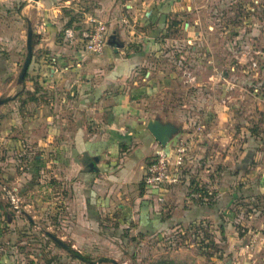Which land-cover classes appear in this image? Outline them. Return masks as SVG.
<instances>
[{
	"label": "rangeland",
	"instance_id": "1",
	"mask_svg": "<svg viewBox=\"0 0 264 264\" xmlns=\"http://www.w3.org/2000/svg\"><path fill=\"white\" fill-rule=\"evenodd\" d=\"M40 1H1L3 33L6 30L9 40L17 38L20 49L2 51L6 62L0 82V264H216L207 256L222 258L219 252L224 245L221 239H213L207 225L164 223L172 215L184 216L185 205L178 212L167 205L171 204L170 191L176 186L187 188L185 181L162 196L155 193L156 203L165 210L160 220L164 224L157 229L152 226L149 234L136 221L124 219L128 217L116 207L88 210L90 214L82 207L84 217L71 219L65 205L71 188L64 189L58 178L53 162L56 152L42 144L43 125L48 115L58 111L61 90L40 79V71H28V77L19 80L29 26L35 68L37 61L48 64L50 59L48 48L39 46L42 29L51 22ZM64 1L58 2L62 20L49 26V32L53 27L57 30L54 37L61 42L65 29L82 28L85 15L92 14L97 4L95 0ZM166 2L172 4L165 36L170 44H163L158 59L148 57L153 63L149 69L154 68L150 69L153 74L166 82L164 91L149 100L151 121L176 128V145L184 141L186 153L191 140L197 148H207L206 154L196 148L199 151L191 160L184 157L183 170L186 166L193 175L211 169L220 176L225 172L227 177H219L218 184L227 181L230 188L235 182L241 184L238 187L246 183L238 181L239 172L243 176L252 173L246 185L256 186L264 197V0ZM125 4L123 0L121 7ZM147 69L140 73L144 82ZM50 71L47 68L42 76ZM218 77L225 79L224 91L218 88ZM207 140L210 144L204 146ZM49 152L52 157L35 160ZM221 156L229 159L221 161ZM193 180L190 187L196 177ZM138 187H145L142 181ZM86 194L81 192L82 206ZM102 259L108 261L99 263Z\"/></svg>",
	"mask_w": 264,
	"mask_h": 264
},
{
	"label": "crops",
	"instance_id": "2",
	"mask_svg": "<svg viewBox=\"0 0 264 264\" xmlns=\"http://www.w3.org/2000/svg\"><path fill=\"white\" fill-rule=\"evenodd\" d=\"M59 1H40L51 22L42 29L43 38L39 46L48 48L50 53L46 57L50 56V59H47L48 64H40L41 60L37 63L45 74L47 68H51L48 75L39 78L61 90L58 111L55 115H48L47 124L43 125L45 138L42 144L56 152L53 162L58 178L64 189L71 188V199L65 203L69 206L67 211L71 213V219L84 217L82 207L85 213L116 207L124 217H128L124 219L136 221L139 228L148 234L164 223L202 222L209 228L213 239H221L224 245L223 251L219 252L222 258L217 259L210 254L207 256L210 260H216V264H264V197L256 186L246 185L253 177L252 173L243 176L239 172L238 181L246 183L238 187L241 184L236 185L235 182V186L230 188L227 181L218 184L219 177H227L225 172L220 176L218 171L211 169L193 175L185 166L181 183L185 181L188 187L173 188L170 191L171 204L167 205L176 212L185 205V214L180 217L172 215L164 223L160 220L165 210H162V204L156 203V191L138 187L155 152L164 149L173 153L179 137L176 132L162 148L147 129L153 118L148 108L149 100L164 91L166 83L163 77L153 74L154 68L149 69L153 63L148 57L158 59L163 53V44H170L165 36L172 4H168V0H125L122 8L123 0H95L94 12L86 14L82 23L90 16L99 20L105 24L107 36L103 54L93 55L80 52L78 46L67 44L65 38L63 42L55 39L57 30L54 27L49 32L52 22L58 23L63 18ZM69 1L73 0H65L64 3ZM140 12H143V19ZM6 33V30L3 33L0 22V82L2 66L6 62L2 51L16 52L20 49L17 38L9 40ZM72 65L75 68H71ZM144 67H148L144 76L146 82L140 74ZM223 81L217 78L218 88L222 91L225 87ZM54 117L58 120L53 121ZM203 144L209 145L210 141ZM188 145L185 159L191 160L193 153L199 150L206 154L207 148H197L194 140ZM49 149L45 152L51 151ZM52 155L49 152L35 160ZM228 159L221 156V161ZM195 177V184L190 187ZM196 186L204 194L213 193V199L202 197L200 200L199 194L193 191ZM183 190L185 198H182ZM84 191L87 194L82 206L80 196Z\"/></svg>",
	"mask_w": 264,
	"mask_h": 264
},
{
	"label": "built area",
	"instance_id": "3",
	"mask_svg": "<svg viewBox=\"0 0 264 264\" xmlns=\"http://www.w3.org/2000/svg\"><path fill=\"white\" fill-rule=\"evenodd\" d=\"M107 30L105 24L88 17L80 29L69 28L64 38L70 45L79 47L80 52L101 55L104 52ZM187 147L180 143L173 153L158 149L152 163L147 166L142 182L146 188L159 192V196L169 192L170 188L181 182L183 163ZM161 201V200H159Z\"/></svg>",
	"mask_w": 264,
	"mask_h": 264
},
{
	"label": "water",
	"instance_id": "4",
	"mask_svg": "<svg viewBox=\"0 0 264 264\" xmlns=\"http://www.w3.org/2000/svg\"><path fill=\"white\" fill-rule=\"evenodd\" d=\"M34 2H37L38 0H33ZM27 55L24 62V65L22 67L19 80L22 81L25 77V74L27 73V70L29 68V65L31 63L32 59V31L30 26L28 27L27 32ZM3 103V101H0V105ZM147 129L149 133L152 135V137L159 143L161 147H165L169 140L172 138V136L176 133V128L172 127L169 124H161L158 120L155 121H149L147 125ZM50 238L59 246L63 247L64 249L68 250L67 247L58 239H56L53 236H50ZM83 260L82 258H80ZM85 261V260H83ZM107 259L99 260V263L107 262ZM111 261V260H110ZM113 262V261H111ZM93 263V262H89Z\"/></svg>",
	"mask_w": 264,
	"mask_h": 264
},
{
	"label": "trees",
	"instance_id": "5",
	"mask_svg": "<svg viewBox=\"0 0 264 264\" xmlns=\"http://www.w3.org/2000/svg\"><path fill=\"white\" fill-rule=\"evenodd\" d=\"M174 1H176V0H174ZM38 67H40V66L38 65L37 68H35V66H34V64H33V58H32L31 63H30V65H29V68H28V70H27V73H28V71H33V72H35V71H37V72L40 71V72L37 74V76L45 75V72H44V71L42 72V69L39 70ZM34 69H35V70H34ZM37 72H36V73H37ZM27 73L25 74L24 79L28 77V74H27ZM193 191H194L195 194H196V193L199 194V196H200L199 199H200V200H201L202 197H204V198H209V199H213V197H214L213 193L208 194L207 192H205V194H204V192H202L203 190L200 189V188H198V186H196V187L193 189ZM200 202H201V201H200ZM51 240H52V239H51Z\"/></svg>",
	"mask_w": 264,
	"mask_h": 264
}]
</instances>
